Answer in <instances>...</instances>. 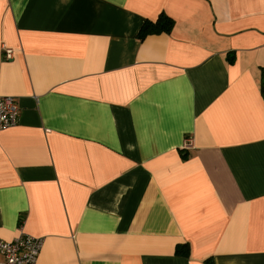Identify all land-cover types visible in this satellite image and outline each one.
<instances>
[{
	"label": "crops",
	"instance_id": "obj_1",
	"mask_svg": "<svg viewBox=\"0 0 264 264\" xmlns=\"http://www.w3.org/2000/svg\"><path fill=\"white\" fill-rule=\"evenodd\" d=\"M160 12L171 31L137 38ZM261 82L264 0H0V240L41 237L36 264H264Z\"/></svg>",
	"mask_w": 264,
	"mask_h": 264
},
{
	"label": "built area",
	"instance_id": "obj_2",
	"mask_svg": "<svg viewBox=\"0 0 264 264\" xmlns=\"http://www.w3.org/2000/svg\"><path fill=\"white\" fill-rule=\"evenodd\" d=\"M12 51L4 47L2 56L11 58ZM19 116V103L12 95H0V128L16 124ZM190 140L185 147H189ZM43 239L26 233H20L12 240H0V255L3 260L0 264H36L42 248Z\"/></svg>",
	"mask_w": 264,
	"mask_h": 264
},
{
	"label": "trees",
	"instance_id": "obj_3",
	"mask_svg": "<svg viewBox=\"0 0 264 264\" xmlns=\"http://www.w3.org/2000/svg\"><path fill=\"white\" fill-rule=\"evenodd\" d=\"M174 21L171 17H169L166 13L160 12L157 18L154 21L145 20L141 25L137 38L140 40L144 39L147 35L151 34H160V33H169L173 28ZM233 56L230 53H227L226 59L229 60ZM261 92L264 93V82L260 83ZM190 252L189 245L181 244L177 247L176 253L183 256H188Z\"/></svg>",
	"mask_w": 264,
	"mask_h": 264
}]
</instances>
